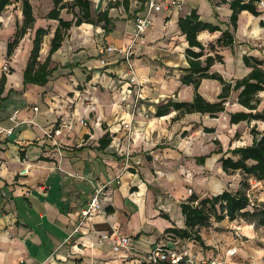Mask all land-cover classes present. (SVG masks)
Here are the masks:
<instances>
[{
  "label": "crops",
  "instance_id": "0c3cea01",
  "mask_svg": "<svg viewBox=\"0 0 264 264\" xmlns=\"http://www.w3.org/2000/svg\"><path fill=\"white\" fill-rule=\"evenodd\" d=\"M29 1L34 27L9 59L6 46L22 24L21 4H12L0 16V78L6 75L0 96L5 98L0 127L13 128L12 135H0V264H138L137 253L164 243L166 229L184 227L180 204L190 196L188 190L199 197L205 194L211 175L208 161L214 159L213 167L222 172L220 155L214 153L218 148L214 141L224 148L221 127L227 126L230 138L237 139V128L246 124H229L228 113L245 111L233 92L225 113L218 118L193 113L175 120V111L155 117L159 104L169 99L191 102L194 97L192 86L180 82L188 68V45L178 29V19L195 10L202 21L232 31L228 3L233 0H176L179 11L170 8L153 13L145 45L134 46L131 57L139 91L129 89L122 56L104 49H120L130 43L132 17L145 13L147 0H129L127 12L122 7L110 8L113 29L108 34L89 24L72 27L51 57L50 67L57 69L48 83L24 87L23 70L35 31L52 24L39 53L38 60L43 62L57 26L56 21L37 18L34 3L40 0ZM91 1L92 11L98 13L121 0ZM50 3L45 15L52 9V0ZM65 14L71 15L63 10L60 17L72 20ZM260 22L264 24V14L255 17L242 11L233 32V47L218 49L223 63H215L210 72L233 83L250 72L244 56L264 61ZM220 36L219 31L198 34L205 54L213 55L209 45ZM101 60L106 61L104 73L99 70ZM4 65L9 73L3 71ZM198 92L206 101L215 102L221 85L203 79ZM263 93L258 95L260 100ZM92 101L97 103L94 111L87 103ZM15 112L16 122L10 120ZM63 124L67 128L54 137V129ZM254 124L258 131L264 129V124L252 122L251 126ZM204 128L214 132L206 133ZM105 135L110 143L100 148ZM184 135L191 141L182 140ZM206 155L210 156L205 163L197 164L196 158ZM213 175L221 176L218 172ZM96 186L105 187L103 205L108 218L96 215L83 221L80 214ZM113 231L131 238L130 251L114 253L109 241L100 242L101 235Z\"/></svg>",
  "mask_w": 264,
  "mask_h": 264
},
{
  "label": "trees",
  "instance_id": "16d2710c",
  "mask_svg": "<svg viewBox=\"0 0 264 264\" xmlns=\"http://www.w3.org/2000/svg\"><path fill=\"white\" fill-rule=\"evenodd\" d=\"M261 0H233L229 2L231 15L228 25L232 29L222 30L219 26L204 22L200 19L195 10L188 15L180 17L177 25L181 34L185 37L188 48L185 50L188 68L184 70V74L180 77V82L185 86H192L194 97L191 102H177L171 99L157 106L155 117H162L170 114L172 111L178 112L175 120L186 114L198 113L207 115L210 118H218V115L225 113L226 102L230 94L237 93V104L245 111L228 113L230 125H236L245 122L251 125L252 122H260L264 124V106H261V100L258 95L264 92V61H260L253 57H243L246 67L250 68V72L242 79L235 80L233 83L225 81L218 73L210 72L211 67L215 63H223V57L217 53L220 48L233 47L235 41L233 32L237 27L238 15L242 11H247L251 15L258 17L264 14V10H260L258 4ZM226 2V1H223ZM14 3L21 4L22 24L17 25L13 38L6 46V59L11 58L15 49L29 30H32L35 24V16L32 5L29 0H0V16L6 11L7 7ZM52 9L45 15V19L57 22V26L53 32L50 41L49 50L46 59L43 62L38 60L43 38L48 35L49 28H39L35 31L32 39V48L23 70V85L45 86L49 78L56 71L57 67L51 68V57L58 51L68 31L72 27H79L82 24L99 26L108 34L113 29V19L109 16V9L113 7H122L124 11H128L129 0L116 1L109 3L106 10L102 12L92 11L91 0H71L64 2L63 0H52ZM65 10L72 15V20H64L60 17L61 11ZM260 25L264 27L263 22ZM202 31L210 33L221 32V36L215 44L209 45V51L213 55L205 54V47L198 41V34ZM193 49H198L194 51ZM204 58V59H202ZM11 72V71H10ZM203 79L215 80L221 85V93L217 97V101L208 102L198 92L200 83ZM6 83V75L0 78V96L3 93ZM5 98L0 97V109ZM204 132L213 133V129L204 128ZM252 142L246 146L228 148L223 151L220 143L214 141L218 148L215 154L220 155L218 163L221 170L226 175L235 173L242 177L241 189L237 191L224 190L219 194L212 196L199 197L191 194L185 202L180 204V211L184 218V227L177 228L173 226L164 231L166 247L174 248L182 243L193 241L205 247L200 235V229L209 227L211 222L220 223L227 219L229 222L236 220H244L257 228H264V206L256 202H252L250 196L246 193L248 188L245 184L246 179H254L257 182L264 183V133L257 130L254 124L249 131ZM110 143V138L105 135L100 139V148H105ZM210 155L200 156L196 158L199 165H203ZM163 217L169 220L167 215ZM207 248V247H206ZM168 264V263H157Z\"/></svg>",
  "mask_w": 264,
  "mask_h": 264
},
{
  "label": "rangeland",
  "instance_id": "374dc122",
  "mask_svg": "<svg viewBox=\"0 0 264 264\" xmlns=\"http://www.w3.org/2000/svg\"><path fill=\"white\" fill-rule=\"evenodd\" d=\"M50 4V0H40L39 4L34 3L35 10L37 12V18L41 20L45 19V12L47 11ZM64 17L71 18L72 16H66L65 14ZM134 17L135 16L132 18L134 19ZM51 25L47 26V28H49V32L52 27ZM131 57H133V55H131ZM101 67L102 68L99 70L104 73L103 70L106 66L101 65ZM102 73H100V77ZM106 75H108L107 72ZM126 81L127 83L129 82V76L127 77ZM130 86L131 88L129 89H131V91H139L141 88L140 82H138L137 85L132 84ZM95 87H97V85H95ZM263 97L264 93L261 96V100ZM87 103L90 106L89 109L94 111L91 108H94V106L96 107L97 103H93V101L91 103ZM220 120V123H222L223 120L221 118ZM251 125L244 124L243 126H239L236 130V132L239 133V137L237 139L230 138L231 134L229 133H231V130H228L227 126L221 127L222 130L220 134L224 141L223 149L226 150L230 147L232 148L249 145L252 142V137L249 133L250 127H252ZM260 132L264 133V129L262 127L260 128ZM226 136L229 140H226ZM182 140H187L189 142L191 141L188 136L185 135L182 136ZM229 141L230 143H228ZM216 167H211V175L205 183V194L200 197L218 194L216 189L212 186L213 181L221 184V191L229 190L234 192L238 189H241V182L243 179L239 174L235 173L233 175H224L222 172L217 170L218 168ZM215 172H218L221 176H214L213 173ZM244 181L248 186L246 193L250 196L252 202H256L264 206V183L257 182L251 178H248ZM200 235L205 247H202L198 243H194V245L196 247V253H200L204 258L218 257L220 259L226 260L227 264H264V228L254 227L252 224L242 219L233 222H229L227 219H225L220 223L212 221L209 227L201 228ZM185 244L189 246L193 245V241H189L188 243L186 242Z\"/></svg>",
  "mask_w": 264,
  "mask_h": 264
},
{
  "label": "built area",
  "instance_id": "2783aa9c",
  "mask_svg": "<svg viewBox=\"0 0 264 264\" xmlns=\"http://www.w3.org/2000/svg\"><path fill=\"white\" fill-rule=\"evenodd\" d=\"M145 13L142 15H136L133 19V33L131 41L124 48L117 49L115 47H107L104 51L108 54H119L126 62V73L129 76L128 85L138 84L134 65L131 61V55L133 48L136 45H145V35L152 27L151 16L153 13L160 12L162 9L169 10L173 8L180 10V3L176 0H147L145 3ZM260 10H264V0H261L258 4ZM101 65H105L106 61L101 60ZM4 72H9L6 65L3 66ZM91 109H94L93 107ZM34 112L37 108L33 109ZM17 112L10 118L11 121L16 122L15 116ZM79 122L82 125H86L83 119ZM65 124L59 128L54 129V137L59 136L63 129H66ZM13 133V128H1L0 135L10 136ZM49 136V134H48ZM188 194L191 195L192 191L188 190ZM106 197V190L104 186H96L93 190V194L86 204L85 208L81 212V218L83 221L89 220L96 215L107 216L103 200ZM108 218V216H107ZM114 230V229H113ZM109 241L114 253H121L123 251H130L132 249L131 238L121 235L120 233L113 231L112 233H105L101 235L100 242ZM139 254L138 264H157V263H168V264H227L226 260L218 257L204 258L200 253H196V249L193 245H187L185 243L179 244L174 248L166 247L164 244L158 243L154 245L146 253Z\"/></svg>",
  "mask_w": 264,
  "mask_h": 264
},
{
  "label": "bare ground",
  "instance_id": "6f19581e",
  "mask_svg": "<svg viewBox=\"0 0 264 264\" xmlns=\"http://www.w3.org/2000/svg\"><path fill=\"white\" fill-rule=\"evenodd\" d=\"M213 161H214V159H210L209 161H208V166L209 167H212L213 165ZM212 186L216 189V192H220L221 191V184H219L218 182H216V181H213L212 182Z\"/></svg>",
  "mask_w": 264,
  "mask_h": 264
}]
</instances>
